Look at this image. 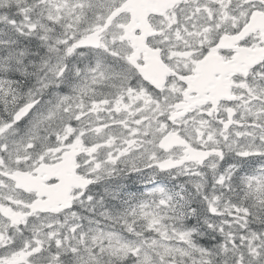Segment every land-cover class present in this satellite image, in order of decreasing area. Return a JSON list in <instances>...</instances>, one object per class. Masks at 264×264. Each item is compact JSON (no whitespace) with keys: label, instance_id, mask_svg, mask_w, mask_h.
Here are the masks:
<instances>
[{"label":"snow or ice","instance_id":"6c2138e0","mask_svg":"<svg viewBox=\"0 0 264 264\" xmlns=\"http://www.w3.org/2000/svg\"><path fill=\"white\" fill-rule=\"evenodd\" d=\"M0 264H264V0H0Z\"/></svg>","mask_w":264,"mask_h":264}]
</instances>
